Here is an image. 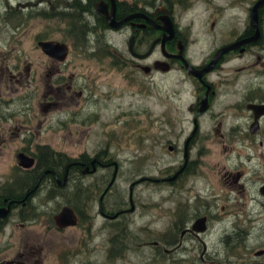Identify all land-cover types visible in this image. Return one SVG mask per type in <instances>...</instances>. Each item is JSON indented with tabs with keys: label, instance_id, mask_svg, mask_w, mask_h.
<instances>
[{
	"label": "flooded vegetation",
	"instance_id": "af4514ba",
	"mask_svg": "<svg viewBox=\"0 0 264 264\" xmlns=\"http://www.w3.org/2000/svg\"><path fill=\"white\" fill-rule=\"evenodd\" d=\"M261 1L0 0V264H49L54 249L52 234L72 226L57 222L65 207L73 209L84 230H89L95 217H102L116 235L126 231L125 215L135 210L134 191L131 197L135 181L130 184V207L123 200L108 204L107 195L118 177L119 163L107 157L110 153L106 148L94 155L82 150L71 157L65 148L58 150L49 141L46 131L54 119L38 115V106L47 114L60 111L64 130L69 133H73L70 121H85L86 105L99 86L97 72H75L71 64L76 54L83 57L86 40L94 45L95 53L107 56L109 71L128 69L135 78L143 73H169L175 68L188 73L181 56L199 70L218 57L200 77L189 75L195 98L189 105L192 128L187 138L195 127L197 131L190 141L188 161L184 143L183 162L165 179L175 181L187 172L193 174L194 140L202 132V118L208 116L212 121L209 133L217 134L227 144L218 148L217 162L209 163L213 195L223 194L227 202L210 204L209 213L192 220L179 238L170 235L163 241L154 240V246L173 245L164 248L172 253L182 246L186 235L198 237L210 229L209 224H213L215 233L214 224H220L223 218L221 212H211L212 208L239 215L231 210L229 203L234 201L228 198L238 200L239 195H247L256 204L264 199V175L260 171L264 148L257 146L264 144V113H259V106L264 105V2L255 11ZM99 4L106 6L117 22H123L109 24ZM38 19L42 20L40 27L35 25L30 36L24 34L30 39V49H26L21 34L29 22L38 23ZM54 21L64 32L61 37L50 30ZM19 29L21 34H17ZM256 33L259 37L253 40ZM119 37L123 47L116 43ZM49 41L67 45L65 59L44 50L42 43ZM203 43L207 44L204 60L195 61L193 57ZM247 55L256 58L249 63L248 71L246 63L236 61ZM254 64L257 69L250 72ZM165 66L168 70L163 69ZM246 72H254L256 84L241 83ZM203 105L206 109L200 111ZM81 132L76 128V133ZM235 139L248 143L241 148L235 145ZM172 146L169 150H174ZM102 170H108L104 179ZM147 178L155 182L161 179ZM203 217L206 229H194L196 220ZM240 225L235 223L233 232L223 233L224 246L244 230ZM240 246L244 251L252 250L257 259H248L249 264H264V247L254 250L246 244ZM206 252L204 244L202 255ZM211 263L217 261L212 259Z\"/></svg>",
	"mask_w": 264,
	"mask_h": 264
},
{
	"label": "rangeland",
	"instance_id": "374dc122",
	"mask_svg": "<svg viewBox=\"0 0 264 264\" xmlns=\"http://www.w3.org/2000/svg\"><path fill=\"white\" fill-rule=\"evenodd\" d=\"M37 21L29 22L22 34L18 30L22 47L26 49H30V39L24 34H33L34 26L39 28L42 22ZM50 30L55 37L64 33L56 21ZM116 43L123 47L122 37ZM83 49V57L76 54L71 67L75 72L96 71L99 84L95 96H91L86 105L85 121H70L69 128L73 133H69L64 130L60 111L47 114L38 106V115L54 119L53 126L46 131L49 141L58 150L65 148L71 157L78 156L82 150L94 155L106 148L110 153L107 157L119 163L118 177L112 192L107 195L108 204L123 200L130 207V184L135 181V210L125 215L123 224H127V229L117 235L102 217H95L89 230H84V223L68 226L65 230L57 229L52 234L54 249H51L49 264H212V259L217 261L216 264L224 261L249 264L248 259L257 260L253 258L252 250L244 251L240 245L246 244L254 250L264 247V199L256 204L247 195H239L238 200L228 198L234 201L229 203L231 210L239 215L212 208L211 212H221L223 218L220 224H214L215 233L211 230L213 224H209L210 229L198 237L186 235L182 246L172 254L164 248L173 245L156 247L152 244L154 240L163 241L170 235L179 238L186 225L209 213L210 204L227 202L223 194L220 197L213 195V169L209 168V163L219 159L215 157L218 148L227 144L217 134L209 133L212 121L208 116L203 117L202 132L193 144V174L187 172L175 181L166 180L183 162L184 143L192 128L189 110L195 98L192 78L184 69L175 68L169 73L139 74L136 79L128 69L109 71L107 56L95 53L94 45L88 40L84 41ZM206 49V43L200 44L199 53L193 59L204 60ZM254 59L247 55L236 61L246 63L248 71L249 63ZM251 66L250 72H255L257 64ZM254 72H246L241 83L256 84ZM76 128L82 132L76 133ZM261 139L264 142V134ZM234 142L244 148L248 140L237 142L235 139ZM170 144L175 146L174 150H169ZM257 146L264 148V144L257 143ZM260 171L264 175V156ZM107 173L108 170H102L101 179ZM147 177L161 179L155 182ZM235 223H241L244 230L234 235L229 246H224L221 236L225 231L233 232ZM204 244L207 252L202 255Z\"/></svg>",
	"mask_w": 264,
	"mask_h": 264
},
{
	"label": "water",
	"instance_id": "95a60500",
	"mask_svg": "<svg viewBox=\"0 0 264 264\" xmlns=\"http://www.w3.org/2000/svg\"><path fill=\"white\" fill-rule=\"evenodd\" d=\"M264 2V0H262L261 2H258L257 5L255 6V11H257V9L259 8V6ZM99 10L102 13H105L107 15V19L109 21V24L113 25V26H118L120 23H122L123 21H119L117 22L115 20V16L113 13H110L106 10V6H103L102 4L98 5ZM259 37V33L255 35V38L253 40L258 39ZM44 50L47 53L50 54H54L57 55L59 57V59L63 60L65 59L67 53H68V47L65 43L59 42V41H49V42H44L42 43ZM181 59L183 60V63L189 73V75L192 76H201L203 74V72L207 71L213 63H215L218 59V57H215L209 65H207L204 69L199 70L197 69V67H195L193 64H191L186 58H183V56H181ZM164 70H168V66L163 67ZM204 103H206V99H204ZM206 105V104H205ZM203 105L202 110L200 111H204L206 109V106ZM259 107H261V110H259ZM257 109L259 110L260 114L264 113V105L259 106ZM197 131V127H195L194 131L189 135V137L186 139L185 142V153H184V157H185V161H188L189 158V145H190V141L191 139L194 137L195 133ZM170 149H173V146L171 145L169 147ZM136 184V182H134L131 185V197H132V192H133V188L134 185ZM57 222L60 226H67V225H74L77 223V216L75 215L73 209L71 207H65L62 212L56 217ZM194 229L199 230V231H204L206 229V224H205V218H199L196 220V222L194 223ZM259 254L262 253V251L258 252Z\"/></svg>",
	"mask_w": 264,
	"mask_h": 264
},
{
	"label": "bare ground",
	"instance_id": "6f19581e",
	"mask_svg": "<svg viewBox=\"0 0 264 264\" xmlns=\"http://www.w3.org/2000/svg\"><path fill=\"white\" fill-rule=\"evenodd\" d=\"M161 254H162V253H161ZM171 254H172V253H171ZM168 256H169V255H168ZM168 256H167V257H168Z\"/></svg>",
	"mask_w": 264,
	"mask_h": 264
}]
</instances>
